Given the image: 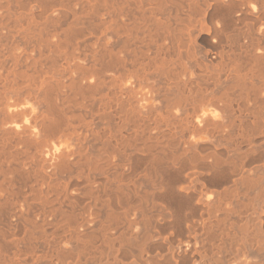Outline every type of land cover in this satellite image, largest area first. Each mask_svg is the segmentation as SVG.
<instances>
[{"label":"bare ground","instance_id":"6f19581e","mask_svg":"<svg viewBox=\"0 0 264 264\" xmlns=\"http://www.w3.org/2000/svg\"><path fill=\"white\" fill-rule=\"evenodd\" d=\"M0 264H264V0H0Z\"/></svg>","mask_w":264,"mask_h":264},{"label":"rangeland","instance_id":"374dc122","mask_svg":"<svg viewBox=\"0 0 264 264\" xmlns=\"http://www.w3.org/2000/svg\"><path fill=\"white\" fill-rule=\"evenodd\" d=\"M141 88H142V86L138 87V89H141Z\"/></svg>","mask_w":264,"mask_h":264}]
</instances>
